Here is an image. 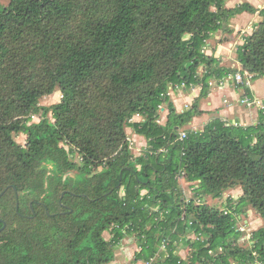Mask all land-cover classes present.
Listing matches in <instances>:
<instances>
[{
  "label": "trees",
  "instance_id": "obj_1",
  "mask_svg": "<svg viewBox=\"0 0 264 264\" xmlns=\"http://www.w3.org/2000/svg\"><path fill=\"white\" fill-rule=\"evenodd\" d=\"M6 1L0 264H109L125 237L138 244L135 263L264 264V106L254 124L215 118L187 127L203 113L211 83L237 70L206 49L229 40V21L243 12L259 19L236 48L238 71L250 80L264 76V4ZM176 85L200 87L182 112L168 93ZM238 85L252 98L246 81ZM56 90L57 103L40 104ZM128 128L146 139L137 155ZM237 187L239 196L229 195L222 208L204 202ZM249 207L263 224L243 245L238 222Z\"/></svg>",
  "mask_w": 264,
  "mask_h": 264
},
{
  "label": "crops",
  "instance_id": "obj_2",
  "mask_svg": "<svg viewBox=\"0 0 264 264\" xmlns=\"http://www.w3.org/2000/svg\"><path fill=\"white\" fill-rule=\"evenodd\" d=\"M249 1L253 6L257 8L262 7V5L264 4L263 2L261 4L257 3L258 4L257 5L255 3L257 0L256 1L249 0ZM235 5L236 4H234L233 6ZM244 15H246L247 18L248 16L258 17L257 13L252 14L249 12H243L241 14H238L239 17ZM255 21L257 22L258 19H256ZM235 32L236 30H234L231 34H229V40H227L222 44H218L214 49V51L213 48H211V46L210 48H207L206 53L211 54L212 52H214V55L220 59L221 64L225 66L235 67L238 69L240 68V65L236 60V52H235V58L232 57V55L225 57L222 56L223 53L227 52L225 50L229 49L231 51L233 47L236 49L238 45L241 43L235 41V38L233 37L235 35ZM221 36H223V34H221ZM209 44L211 45L212 43L209 42ZM237 72L239 71H235L231 73V75H234ZM218 80L219 79H215L216 82L213 81V84L209 89L208 95L204 98H201L200 100V108L203 110V113L199 116H195L187 127H190L192 129H200L206 123L212 121L215 118H219L225 121L227 124L230 122L231 123L238 122L241 125L254 124L257 120L259 107L255 106L252 108H248L247 106L240 103V99L246 95L244 94L245 92L244 88L238 85V83H236L232 78L231 79L227 78L226 75L223 76L221 82H219ZM258 80H259L258 78L255 80H250V79L248 80L245 78V81L247 82L246 84L249 86L250 95L252 96V98L259 100L261 102L263 101L262 103H264V100L259 99V95L256 93L254 88V85L256 84L253 83L254 81L256 83V81ZM199 92H200V87L195 85H192L190 88L181 87L175 90L174 92H172L170 97L174 104L175 110L177 112H182L184 108L189 107V105H191V103L193 102L194 98H196L199 95ZM162 110L164 111V120H163L164 122L166 119L167 109L163 107ZM135 119L138 120L140 119V117L136 116ZM132 134H131L132 135L131 138L133 140L134 147H135L134 140L136 142L138 141L140 144L139 149L141 150V148L144 147L146 144V139L143 136H140L134 132Z\"/></svg>",
  "mask_w": 264,
  "mask_h": 264
},
{
  "label": "rangeland",
  "instance_id": "obj_3",
  "mask_svg": "<svg viewBox=\"0 0 264 264\" xmlns=\"http://www.w3.org/2000/svg\"><path fill=\"white\" fill-rule=\"evenodd\" d=\"M1 2H3L4 4L7 3L6 0H0ZM243 1H249V0H227L226 1V6L227 7H232L234 4L240 3ZM256 1V0H255ZM250 2V1H249ZM264 0H257L255 3H263ZM251 3V2H250ZM258 5V4H257ZM246 15L239 17L238 15L234 16L233 18L230 19L229 21V28H230V33H232L234 30H236L235 35L233 36L235 38L236 42H241L243 41V36L250 33L251 29L254 26V23L256 22V19H259V16H253L250 17L248 16V18L246 19ZM250 26V27H249ZM220 33H217L214 37H212L211 39H209L208 42L212 43L211 45H213L215 43V41H217L216 37H219ZM223 40L227 39V36H224L223 38H221ZM225 42V41H224ZM223 42V43H224ZM229 50V49H228ZM227 51L226 53H223L222 56H229L232 55V57L235 58V52L236 49L233 47L232 50ZM239 69H237L236 71H238ZM245 76V75H244ZM245 78L247 79V77L245 76ZM259 80L254 81L253 84L256 93L259 95V99L264 100V76L258 78ZM61 97V93L60 91L56 90L53 93H51L50 95H46L43 98L40 99V104L44 105V106H50L54 103H57L60 100ZM263 102V101H262ZM264 104V103H263ZM163 108V107H162ZM161 108V119L160 122H163L164 120V111ZM248 108H252V107H248ZM34 121L37 120V117L33 118ZM127 132L130 133L129 137H131L133 134V131L128 128ZM132 132V133H131ZM132 134V135H131ZM15 139L18 143L20 144H24L25 143V136L23 134H19L17 136H15ZM135 147H132V153L137 155V153L140 152V144L139 142L135 141ZM71 174V173H70ZM180 184L182 185L183 189H184V193L186 195V197H190L193 195L191 188L189 186V184L184 181L182 178H180ZM240 189L239 187H237L236 189H228L224 192L223 198H213L211 196L205 197L204 198V202L206 201L209 205L211 206H215L218 208H222L224 205V200H226L228 198L229 195H232L235 198H237L240 194ZM263 224V221L261 218H259L258 214L256 213L255 210H253L252 208H247L244 212H242L239 216V222L238 225L240 227V229L244 230V235L240 240V243L243 245H248L247 239L249 237V234L257 229L260 225ZM109 234L107 232L104 233V237L105 238H109ZM139 250L138 244L136 242V239L134 237H125L121 243L115 248V259L114 261H112L109 264H145L141 261L138 262H134L133 258H134V253L136 251ZM178 252L181 255V257H186L188 254V249L183 246L181 243L178 246Z\"/></svg>",
  "mask_w": 264,
  "mask_h": 264
},
{
  "label": "built area",
  "instance_id": "obj_4",
  "mask_svg": "<svg viewBox=\"0 0 264 264\" xmlns=\"http://www.w3.org/2000/svg\"><path fill=\"white\" fill-rule=\"evenodd\" d=\"M248 79H250L251 78V74H247V75H245ZM245 76L242 74V73H240V72H237V73H235L234 75H231V74H227V78H229V79H233L236 83H238V84H241V83H243L244 81H245ZM219 82H221L222 81V79H220V80H218ZM216 82V81H215ZM247 83V82H246ZM213 84V82L211 83V85ZM175 87V89L174 90H177V89H179V88H181V86H174ZM174 90H173V88H171L170 87V89H169V94L171 95L172 94V92H174ZM240 103L241 104H243V105H245V106H247V107H255V106H258V107H263L264 106V104L261 102V101H259V100H256V99H254V98H251V97H249V96H243L241 99H240ZM136 117V116H135ZM135 119V118H134ZM186 136V133L185 132H181V138H184Z\"/></svg>",
  "mask_w": 264,
  "mask_h": 264
},
{
  "label": "water",
  "instance_id": "obj_5",
  "mask_svg": "<svg viewBox=\"0 0 264 264\" xmlns=\"http://www.w3.org/2000/svg\"><path fill=\"white\" fill-rule=\"evenodd\" d=\"M3 194V191L0 193V196ZM16 209H18V200L16 201ZM47 211V210H46ZM5 227V223L3 222V225H2V227L0 228V230L2 229V228H4Z\"/></svg>",
  "mask_w": 264,
  "mask_h": 264
}]
</instances>
